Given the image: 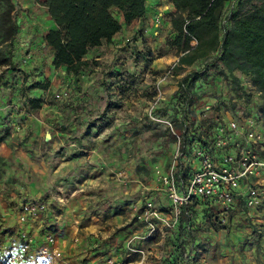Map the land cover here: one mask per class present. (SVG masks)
Wrapping results in <instances>:
<instances>
[{"label":"rangeland","instance_id":"obj_1","mask_svg":"<svg viewBox=\"0 0 264 264\" xmlns=\"http://www.w3.org/2000/svg\"><path fill=\"white\" fill-rule=\"evenodd\" d=\"M9 2L18 27L19 9L29 1ZM236 6L222 11L219 38ZM111 12L121 37L91 49L77 74L51 67L46 52L26 74L12 61L16 35L11 47L0 38V113L6 110L4 118L0 114V264L20 232L65 238L72 227L77 235L96 222L111 228L108 238L121 242L117 234H125V244L104 248V258L121 255L125 245L159 246L157 232L145 237L137 217L148 202L173 223L164 229L163 245L177 246V264H264V203L249 206L244 187L228 203L191 196L176 206L174 220L161 182L172 174L185 195L197 168L192 148L211 144L215 128L229 117L243 122L256 110L264 115L260 96L245 92L251 76L228 72L209 35L199 48L194 40L190 48L177 47L172 27L146 38L143 24L125 25L118 10ZM38 20L32 26L37 42L48 29ZM9 48L11 67L2 64ZM193 71L199 78L182 85ZM44 82L47 89L33 87ZM176 227L179 236L170 238Z\"/></svg>","mask_w":264,"mask_h":264},{"label":"trees","instance_id":"obj_2","mask_svg":"<svg viewBox=\"0 0 264 264\" xmlns=\"http://www.w3.org/2000/svg\"><path fill=\"white\" fill-rule=\"evenodd\" d=\"M31 1L41 3L56 26L44 35L45 42L53 50V67L65 66L73 74L87 64L85 56L91 49L109 43L121 30L122 25L111 10L116 9L122 14L125 25L142 19L146 13V0ZM229 1L172 0L175 13L170 22L176 34L172 45L190 48L189 44L194 40L196 48H199L202 38L209 35L210 42L219 51V61L228 72L238 71L251 76L253 85L260 92L264 111V0H239L227 16L229 27L223 29L219 38L220 18ZM0 8L5 9L0 16V38L11 47L18 27L11 20L9 0H0ZM205 52L200 56H205ZM10 55L9 48L3 65L12 66ZM190 76V82L189 76L185 77L182 85L193 84L199 78V72L193 71ZM238 84L236 81L235 86L238 87ZM48 86V82L33 85L40 89H47ZM30 103L32 108H38L40 101L30 99Z\"/></svg>","mask_w":264,"mask_h":264},{"label":"built area","instance_id":"obj_3","mask_svg":"<svg viewBox=\"0 0 264 264\" xmlns=\"http://www.w3.org/2000/svg\"><path fill=\"white\" fill-rule=\"evenodd\" d=\"M248 95L260 96V92L248 83L245 89ZM212 143L192 148V157L197 168L186 183V193L179 190L173 175H164L161 182L166 188L167 198L175 206L173 218L178 216L176 206L191 196L215 198L228 203L238 190L244 187L245 201L249 206L264 203V115L261 111L246 116L243 122L229 117L225 123L215 128ZM202 139L206 140L204 136ZM233 144L230 146V144ZM176 157L180 154L178 141ZM214 147V149L212 148ZM177 159V158H176ZM28 210V207L24 208ZM147 229L145 237L160 232L166 237L165 227L173 226L169 219L162 217L152 203L144 205L137 215ZM171 218V220H173ZM156 220L160 221L156 224ZM161 228V229H160ZM161 230V231H160ZM79 244V237L71 239ZM66 238L56 237L51 232L44 234L19 233L18 243H9L6 247L10 254L3 264H92L88 260L68 261L63 252ZM177 246L125 245L121 255H110L105 264H177L174 256Z\"/></svg>","mask_w":264,"mask_h":264},{"label":"crops","instance_id":"obj_4","mask_svg":"<svg viewBox=\"0 0 264 264\" xmlns=\"http://www.w3.org/2000/svg\"><path fill=\"white\" fill-rule=\"evenodd\" d=\"M28 1L30 2L31 0ZM234 1L235 3L238 2V0H230L225 4L224 8H226L228 4H232ZM29 2L23 5L26 7L19 9L20 20H18V22L20 23H18V31L14 41V52L12 54V61L14 63H20L21 65L19 68L24 70L26 74L29 72V70L34 68L33 66L40 64V62L43 61L45 52L47 53V62L52 67L53 50L45 42L44 35L48 30L56 29V26L50 19L46 8L44 6L38 8V5H36L33 1L32 3ZM174 12L175 9L172 5V0H146V13L144 17L142 19L134 20L131 25L134 27L138 26L139 23L143 24L145 27V31L143 33L144 37H158L161 31L171 28L170 15L172 14L173 16ZM26 14L30 15L28 18L29 22L25 20ZM38 15L42 17V20L48 26L47 31L42 33V38H39V42H37L38 40L36 41L35 29L32 27L37 23L40 24ZM120 37L121 35L118 32L113 36L112 40H116ZM139 39L141 40V38ZM101 47L102 46L98 48ZM91 56V52H88L85 56V60L91 58ZM0 114L2 115V118H4L6 115V110ZM63 164L64 163H62V165ZM72 228L70 229L69 234L65 235V238L68 241L63 248L64 256L68 261L77 262L80 260H88L92 264H105L106 257L104 258L102 256L103 253H101L104 251V248L112 249L115 248V246L125 242L123 238L125 235L124 233L117 234L118 237H122L120 239L121 242L118 240L116 241L114 238H108L112 234L111 228L100 225L99 222L92 223L91 226H86L84 230H81L80 234L77 235V229L75 230L76 227L74 226ZM171 231L172 232L168 234L170 238L179 236L177 227ZM157 235L160 236V232L157 231ZM76 236L80 239L79 244H74L71 240ZM164 240L165 237L160 236V242L158 245L161 247H169L163 245ZM260 244L264 245V236L261 237ZM101 259L103 260L100 263Z\"/></svg>","mask_w":264,"mask_h":264}]
</instances>
